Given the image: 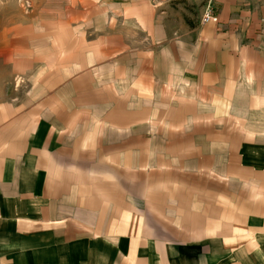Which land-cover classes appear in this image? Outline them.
I'll use <instances>...</instances> for the list:
<instances>
[{
  "label": "rangeland",
  "instance_id": "374dc122",
  "mask_svg": "<svg viewBox=\"0 0 264 264\" xmlns=\"http://www.w3.org/2000/svg\"><path fill=\"white\" fill-rule=\"evenodd\" d=\"M203 5L0 0V199L77 235L125 213L165 248L217 237L264 180V31L203 32ZM53 164L76 197L43 190Z\"/></svg>",
  "mask_w": 264,
  "mask_h": 264
},
{
  "label": "crops",
  "instance_id": "0c3cea01",
  "mask_svg": "<svg viewBox=\"0 0 264 264\" xmlns=\"http://www.w3.org/2000/svg\"><path fill=\"white\" fill-rule=\"evenodd\" d=\"M203 2L200 17L206 6V0ZM212 6L215 19L208 23L200 19L198 27L203 32H224L241 43L245 37L251 39L249 42L258 40L253 37L254 28L264 31V0H213ZM58 172L53 164L43 190L51 197L72 199L82 190L77 176L69 175L75 181L70 185L63 178L57 179L61 176ZM110 181L104 179L105 184ZM98 184L93 183L96 189ZM250 186L256 188L239 201L233 220L211 242L191 239L179 244L181 247L175 244L168 248L160 238L133 226L131 214L110 217L106 228H99L92 220L94 234L77 235L63 217L19 215L16 202L2 197L0 264H264V180ZM99 194L104 201L117 200ZM225 222L219 218L204 229L213 230ZM125 223L129 224L127 230Z\"/></svg>",
  "mask_w": 264,
  "mask_h": 264
},
{
  "label": "built area",
  "instance_id": "2783aa9c",
  "mask_svg": "<svg viewBox=\"0 0 264 264\" xmlns=\"http://www.w3.org/2000/svg\"><path fill=\"white\" fill-rule=\"evenodd\" d=\"M212 1L213 0H206L205 10H204L203 15L201 17L202 23H208L211 20L215 19L214 14H213Z\"/></svg>",
  "mask_w": 264,
  "mask_h": 264
}]
</instances>
